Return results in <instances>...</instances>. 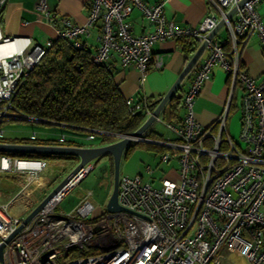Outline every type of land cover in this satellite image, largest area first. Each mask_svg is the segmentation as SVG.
<instances>
[{
	"label": "built area",
	"instance_id": "obj_1",
	"mask_svg": "<svg viewBox=\"0 0 264 264\" xmlns=\"http://www.w3.org/2000/svg\"><path fill=\"white\" fill-rule=\"evenodd\" d=\"M241 1L207 0V13L196 26H177L164 14L165 0L153 4L89 0L87 22H99L100 30L99 43L91 53L96 64L118 71L131 67L144 74L161 67V57L153 53L154 43L178 38H191L198 46L207 42L206 55L188 74L184 113L173 127L176 139L139 140L166 147L163 162L176 151L178 178H162L161 185L154 187L139 174H122L117 202L123 209H105L98 217H93L90 191L69 212L56 210L76 181L66 184L5 243L0 264H233V254L244 264H264V78L257 82L240 63V49L250 37L256 36L264 50V22L257 9L261 0ZM5 3L0 0V14ZM134 7L148 20L150 31L131 33L126 18ZM36 9L48 14L45 0H37ZM220 19L228 37L208 39ZM51 20L58 37L74 48L84 46L82 36L88 33L84 25L68 17ZM52 42L48 39L44 46L29 47L28 37L5 36L0 26V122L21 118L10 111L11 99ZM217 64L227 73L228 94L222 112L205 126L196 119L193 102ZM238 86L242 90L237 106L240 130L234 138L227 132V117ZM125 102L130 112H141L144 120L152 113L146 102L130 97ZM31 138H36L34 133ZM45 165L43 160L0 155V173L35 176ZM91 168H83L77 181ZM147 172H152L150 167ZM8 208L0 204V241L23 219L11 215Z\"/></svg>",
	"mask_w": 264,
	"mask_h": 264
},
{
	"label": "crops",
	"instance_id": "obj_2",
	"mask_svg": "<svg viewBox=\"0 0 264 264\" xmlns=\"http://www.w3.org/2000/svg\"><path fill=\"white\" fill-rule=\"evenodd\" d=\"M45 1L48 10L47 15L41 14L36 9L37 0H6L0 14L2 34L11 37H28L30 39L29 47L35 45L44 46L46 40H55L58 38L57 25H55L51 19L68 17L75 23L84 25L88 30V33L82 36L83 45L85 47L92 51L95 46L98 45V36L100 31L99 22H96L95 24L87 22V15L90 9L89 0ZM144 1L149 4H153L156 0ZM207 5V0H165L164 14L168 19L173 20L177 26H196L207 13ZM257 9L262 22H264V0L259 2ZM126 19L131 24V33L134 35L148 32L152 29L148 20L141 15L140 10L136 7L131 10ZM220 28L216 31L213 37L218 40L227 38L228 32L226 27L224 26V31H221ZM184 39L185 38L167 39L153 44V53L161 57V67L158 69L151 68L144 74L131 67H126L120 70L115 75V80L123 97H130L134 102H146L147 104L149 102V98L156 99L161 97L176 80L184 68L187 60L193 54V52L190 53L183 51L182 42ZM206 53L207 51L204 50L200 59H202ZM240 63L241 67L245 69L249 75L253 76L257 82L264 78V50H262L256 36L250 37L241 47ZM188 81L189 79L187 78L183 83L182 96L188 85ZM227 94L228 76L223 67L217 64L212 69L210 79L203 84L199 94L194 99L193 110L195 112L196 119L205 126L211 125L215 121L216 117L222 112ZM232 101L235 103L236 107L232 109V115H230L231 112L228 113L227 132L235 138L239 121L237 106L240 104V100H236V91ZM154 107L155 105L150 108L153 109ZM183 113L184 111L181 98V107L179 109L180 122ZM179 123L171 121L168 117V106L166 103L161 109L159 115L156 117L154 123L143 134V137L153 133L157 139L149 137L148 139L174 140L176 139V133L173 130V127ZM160 124L164 126L166 131H160L159 127H157ZM41 125L43 127H41L38 132V136H36L39 140H56L64 138L76 141L75 146H96L95 144L81 145L78 143L79 141H77L80 133L69 128H64L66 129L65 133H57L59 131H55V127H60L53 124L42 123ZM136 156L138 157V160H141L140 165L137 164L138 161L134 159ZM145 156L158 157L157 163L154 167L158 168L159 164L162 163L165 165V170H163L160 175L154 176L153 174L155 168H153L150 164L143 162L145 161V159H143ZM103 157L106 158L107 156H101L99 159H104ZM39 160L45 161L46 165L35 176H31L29 173L25 172H22V174H13L12 172L0 173V193L3 192L4 195V197H0V204H7L9 207V213L13 216L23 218V216H26L27 213H29V211L34 208L46 195L45 194L37 201V194H39L41 186H36V184H58L66 173H68V171H70L71 168L78 162L77 157L76 159L68 161H58L47 158H40ZM54 163H59V165L52 166V169L50 170L51 174L50 171H44L45 168L48 167V164L53 165ZM147 167H150L152 170L151 173L147 172ZM178 168L179 164L176 151H171V159L163 162L161 161V153L140 149L133 152V154L129 157L127 162L124 164V172L122 174H139L141 175L143 181L149 182L154 187H159L161 185L162 178L177 180ZM90 171L91 169L82 178L76 181L75 184H80ZM154 182H156V184H154ZM13 184L19 185V188L13 187ZM30 191L32 194L31 196H29ZM262 209H264V207H262ZM231 260L233 264H244V260L236 254L231 255Z\"/></svg>",
	"mask_w": 264,
	"mask_h": 264
},
{
	"label": "trees",
	"instance_id": "obj_3",
	"mask_svg": "<svg viewBox=\"0 0 264 264\" xmlns=\"http://www.w3.org/2000/svg\"><path fill=\"white\" fill-rule=\"evenodd\" d=\"M225 48L228 46L226 45ZM182 49L190 53L194 52L197 49V43L191 38H185ZM91 53L92 51L85 46L74 48L64 38L58 37L53 40L38 64L19 82L11 99L10 111L21 118L7 117L2 121L27 120L23 117L29 116L37 120L34 123L53 124L84 134L94 140L95 145L114 142L118 139L117 135L136 130L144 121V115L141 112L129 111L115 80V75L119 71L92 62ZM187 78L188 76L167 101L168 117L175 123L180 122L179 109L183 83ZM158 98H149L147 106H153V102ZM234 107L236 105L232 101L229 113ZM145 137L157 139L153 133ZM5 141L76 145V141L64 138L39 140L21 137L4 140L0 137V142ZM137 148L161 154L168 150L152 142L132 141L123 151L122 158L126 159ZM0 155L37 160L40 158L58 161L76 159V156L67 154L0 151Z\"/></svg>",
	"mask_w": 264,
	"mask_h": 264
},
{
	"label": "water",
	"instance_id": "obj_4",
	"mask_svg": "<svg viewBox=\"0 0 264 264\" xmlns=\"http://www.w3.org/2000/svg\"><path fill=\"white\" fill-rule=\"evenodd\" d=\"M243 1V0H242ZM241 1V2H242ZM239 2V4H241ZM236 7H232L226 14L229 18L235 11ZM224 21L220 19L215 28L209 33L208 39H211L216 31L222 27ZM206 41H203L197 49L193 52L191 57L187 60L184 68L170 86V88L157 100L153 102L155 107L152 113L142 122V124L133 132L122 134L116 141L104 145H96L89 147L75 146V145H57V144H36V143H12L0 142V151L2 152H26V153H47V154H67L73 155L78 158V162L71 168V170L58 182V184L48 192L38 204L30 210V212L22 219V223L10 234L4 241H0V262H3V247L5 243L13 236L15 232L22 228L30 218L49 200L55 195L64 185L68 184L74 176L83 168L91 165V162L100 158L103 155H111L113 163V180L112 190L106 202L105 209L107 212H115L123 208L117 202L118 183L120 177V163L123 151L132 141H139L143 134L154 123L156 117L159 115L161 109L165 106L169 98L176 91L181 82L188 76V74L195 67L200 57L202 56Z\"/></svg>",
	"mask_w": 264,
	"mask_h": 264
},
{
	"label": "rangeland",
	"instance_id": "obj_5",
	"mask_svg": "<svg viewBox=\"0 0 264 264\" xmlns=\"http://www.w3.org/2000/svg\"><path fill=\"white\" fill-rule=\"evenodd\" d=\"M220 29L221 31H224L225 28L224 26H222ZM241 92H242L241 88L238 86L236 88V100H240ZM230 115H232V112ZM41 127L43 126L39 123H34L32 121L20 120V119L4 120L0 122V131H3L2 139L4 140H9V139L17 138V137H26V138L29 136L32 137L33 132H36L34 133L36 137L38 136V132L40 131ZM157 127H159L160 131L162 132L166 131V129L164 128L162 124H160ZM55 128H56L55 131L57 130L59 131L57 133L66 132V129L57 128V127ZM239 130H240V123L238 121V130H237L236 137H238ZM77 141H79L78 143H80L81 145L82 144L83 145L96 144L94 143L95 142L94 140L89 139L88 136H85L84 134H79V139H77ZM136 150H140V149L137 148L133 152H135ZM133 152L126 159L121 158L120 175L124 172V164L127 162L129 157L133 154ZM103 156H107V157L106 158L103 157L104 159H99L98 157L91 162L92 168H91L90 173H88L87 176L84 177V179L81 181L80 184H75L69 190V192L64 196L62 201H60L57 204L56 210L58 212L67 213L70 210L74 209L75 206L80 201V199H82V197L89 191L91 192L89 198L94 205L93 217H98L104 212L106 202L108 200L107 197H109L111 190H112V180H113V165L112 164L113 163H112L111 155H103ZM157 158L158 157H154V156L153 157L145 156L143 157V159H145V161L143 162L150 164L153 168H155L154 166L157 163ZM134 159L138 161L137 164L139 165L141 164V160H138L137 156ZM100 160H103V161H100ZM54 165H59V163H54L53 165L48 164V167L45 168L44 171L45 172L50 171L52 169V166ZM163 170H165V165L160 163L158 168L154 169L153 175L158 176ZM13 174H22V172H13ZM50 174H51V171H50ZM154 184H156V182H154ZM38 185H40L41 188H40L39 194H37L38 195L37 201L41 197H43L45 194L50 192L57 184H36V186ZM13 187L19 188V185L13 184ZM31 195L32 194L30 191L29 196ZM0 197H4L3 192L0 193ZM24 217L25 216H23V218Z\"/></svg>",
	"mask_w": 264,
	"mask_h": 264
},
{
	"label": "bare ground",
	"instance_id": "obj_6",
	"mask_svg": "<svg viewBox=\"0 0 264 264\" xmlns=\"http://www.w3.org/2000/svg\"><path fill=\"white\" fill-rule=\"evenodd\" d=\"M5 50H6V48H5ZM21 165H25V164L21 163ZM83 171H85V170H80L68 184H73L75 181H77V179L80 177V175L83 173Z\"/></svg>",
	"mask_w": 264,
	"mask_h": 264
}]
</instances>
